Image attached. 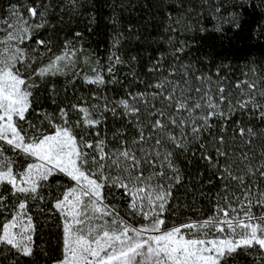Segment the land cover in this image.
<instances>
[{
	"label": "snow or ice",
	"instance_id": "6c2138e0",
	"mask_svg": "<svg viewBox=\"0 0 264 264\" xmlns=\"http://www.w3.org/2000/svg\"><path fill=\"white\" fill-rule=\"evenodd\" d=\"M0 264H264V0H0Z\"/></svg>",
	"mask_w": 264,
	"mask_h": 264
},
{
	"label": "trees",
	"instance_id": "16d2710c",
	"mask_svg": "<svg viewBox=\"0 0 264 264\" xmlns=\"http://www.w3.org/2000/svg\"><path fill=\"white\" fill-rule=\"evenodd\" d=\"M101 51H102V49H101ZM237 77H239V73H237ZM37 243H39V239H38Z\"/></svg>",
	"mask_w": 264,
	"mask_h": 264
}]
</instances>
